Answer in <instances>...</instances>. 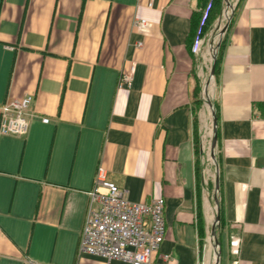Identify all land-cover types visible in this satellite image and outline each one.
Segmentation results:
<instances>
[{"label": "crops", "instance_id": "1", "mask_svg": "<svg viewBox=\"0 0 264 264\" xmlns=\"http://www.w3.org/2000/svg\"><path fill=\"white\" fill-rule=\"evenodd\" d=\"M200 11L199 0H0V105L34 96L28 133L0 134V264H127L78 256L99 168L131 201L165 199L153 264L214 258L220 212L219 264L224 241L225 264H264V0L237 1L211 72L215 192L194 148ZM202 119L200 106L199 131Z\"/></svg>", "mask_w": 264, "mask_h": 264}, {"label": "built area", "instance_id": "2", "mask_svg": "<svg viewBox=\"0 0 264 264\" xmlns=\"http://www.w3.org/2000/svg\"><path fill=\"white\" fill-rule=\"evenodd\" d=\"M237 1H230L216 20L214 24L215 29H218L216 38L212 39L211 31L203 34L199 31L194 38L192 53L200 60L199 68L202 74L205 69L213 71L218 56L215 43L223 37ZM203 13L205 18L207 9ZM133 25L141 30L147 26V21L135 19ZM142 45V41L137 43L138 47ZM132 81L133 75L123 73L120 76L119 87H130ZM33 101L34 96L26 95L7 100L0 105L1 135L24 136L28 133L29 124L25 112ZM44 122H48V119H44ZM202 140L200 139V142ZM201 143V151L205 158L206 149L203 142ZM126 194V190L120 189L107 179L104 169H98L93 189L88 194L89 203L78 249L79 257L96 256L105 259L107 263L122 261L127 264H153V257L160 251L166 236V201L162 197H157L148 202H134L129 200ZM239 243V238L233 236L231 246L234 254ZM202 257L200 264H212V259H207L204 253ZM164 258L169 261L171 257L164 255Z\"/></svg>", "mask_w": 264, "mask_h": 264}, {"label": "rangeland", "instance_id": "3", "mask_svg": "<svg viewBox=\"0 0 264 264\" xmlns=\"http://www.w3.org/2000/svg\"><path fill=\"white\" fill-rule=\"evenodd\" d=\"M223 11V10H222ZM222 14V12H221ZM233 16V13L232 15ZM229 22H231V19L229 20ZM212 32V39L216 38L218 35V29H215V27L213 26L210 30ZM222 41V37L221 40H219L217 43H215L216 45V49L218 50V56H219V47ZM217 56V57H218ZM210 82L209 88L211 89L212 94H206V92L204 93L205 90V86L207 85V82ZM215 85H216V79L215 77H212L211 75V70L210 69H205L204 70V74L202 75L201 78V101H202V105L201 108L203 109V111H206V119H202V123H201V130L199 131V139H203L201 142H203V145L205 146V161H204V166H203V171L206 172L205 170L208 171L207 176L209 177V184L208 186L213 189L214 188V192H215V186L217 184V177L219 176V171L217 170V165H218V160H215L212 158L211 156V152H210V148H211V144H212V139L214 136V117H213V107L210 103L214 102V89H215ZM209 91V90H208ZM207 129V130H206ZM207 135V136H206ZM200 142V146L201 143ZM209 153V156H208ZM215 224V223H214ZM218 226V227H217ZM216 226V230H217V237L213 234L211 236L213 245H214V251H213V255L214 258H212V264H219V248H218V244H217V238H219V232H220V225ZM219 231V232H218ZM213 237L215 238V240H213ZM216 242V243H215ZM224 257L222 260V264L226 263V254H225V250H226V244L224 241ZM2 263V262H1Z\"/></svg>", "mask_w": 264, "mask_h": 264}, {"label": "trees", "instance_id": "4", "mask_svg": "<svg viewBox=\"0 0 264 264\" xmlns=\"http://www.w3.org/2000/svg\"><path fill=\"white\" fill-rule=\"evenodd\" d=\"M200 1V7H201V13L197 17L196 21V27H197V32L206 33L209 31L215 20L221 15L222 10L226 6L227 2H230V0H199ZM207 9V15L203 16V12ZM225 41V40H224ZM223 41V42H224ZM223 44V43H222ZM219 67V57L216 60L215 63V74L217 73ZM199 86L196 87L195 93H194V148L195 152L197 154V174H198V181L201 183L202 181V176H201V171H202V164L200 162L201 159V146H200V139H199V121H198V111L201 106V99L199 97ZM215 112V111H214ZM215 117H217V114L215 113ZM217 160V156H216ZM218 194V193H217ZM220 212V218H222ZM222 220V219H221ZM220 220L219 224L221 226L222 221ZM200 230L203 231L204 229L202 228V225L200 224Z\"/></svg>", "mask_w": 264, "mask_h": 264}, {"label": "water", "instance_id": "5", "mask_svg": "<svg viewBox=\"0 0 264 264\" xmlns=\"http://www.w3.org/2000/svg\"><path fill=\"white\" fill-rule=\"evenodd\" d=\"M217 140H218V135H217V119L214 118V136H213L212 144H211V155H212V158L214 160L216 159V157H215V149H216ZM216 187H217V189L219 188V181L218 180H217V186ZM218 221H220V216H217V218H216V223ZM216 223L213 225V228H212V233L214 235L216 234ZM217 244H218V242H217Z\"/></svg>", "mask_w": 264, "mask_h": 264}, {"label": "bare ground", "instance_id": "6", "mask_svg": "<svg viewBox=\"0 0 264 264\" xmlns=\"http://www.w3.org/2000/svg\"><path fill=\"white\" fill-rule=\"evenodd\" d=\"M211 88V87H210ZM210 88H208V90L209 91H206V94H208V92H209V94H212V92H211V89ZM207 113V112H206ZM207 130V129H206ZM207 136V135H206ZM210 242H211V245L213 246V242H212V239H210Z\"/></svg>", "mask_w": 264, "mask_h": 264}]
</instances>
